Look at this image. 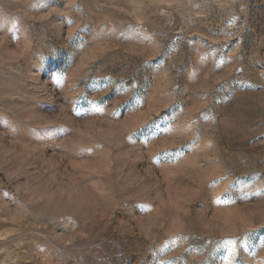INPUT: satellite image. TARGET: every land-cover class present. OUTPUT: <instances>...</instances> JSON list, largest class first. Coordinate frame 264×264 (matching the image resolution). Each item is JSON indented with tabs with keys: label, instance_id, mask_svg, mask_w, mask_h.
<instances>
[{
	"label": "rangeland",
	"instance_id": "obj_1",
	"mask_svg": "<svg viewBox=\"0 0 264 264\" xmlns=\"http://www.w3.org/2000/svg\"><path fill=\"white\" fill-rule=\"evenodd\" d=\"M0 264H264V0H0Z\"/></svg>",
	"mask_w": 264,
	"mask_h": 264
}]
</instances>
